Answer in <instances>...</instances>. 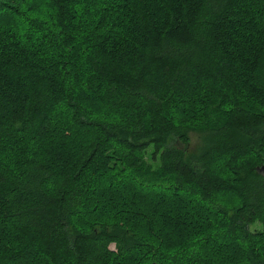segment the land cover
I'll list each match as a JSON object with an SVG mask.
<instances>
[{"label": "trees", "instance_id": "1", "mask_svg": "<svg viewBox=\"0 0 264 264\" xmlns=\"http://www.w3.org/2000/svg\"><path fill=\"white\" fill-rule=\"evenodd\" d=\"M0 264H264V0H0Z\"/></svg>", "mask_w": 264, "mask_h": 264}, {"label": "rangeland", "instance_id": "2", "mask_svg": "<svg viewBox=\"0 0 264 264\" xmlns=\"http://www.w3.org/2000/svg\"><path fill=\"white\" fill-rule=\"evenodd\" d=\"M198 135L196 133H193L192 134V142H193V145L197 144L198 143Z\"/></svg>", "mask_w": 264, "mask_h": 264}]
</instances>
